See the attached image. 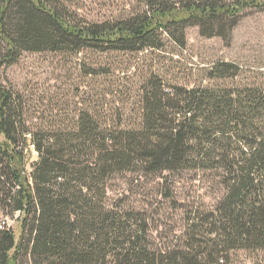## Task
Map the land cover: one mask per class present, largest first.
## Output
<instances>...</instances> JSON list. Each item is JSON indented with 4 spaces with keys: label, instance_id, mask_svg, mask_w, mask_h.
Returning a JSON list of instances; mask_svg holds the SVG:
<instances>
[{
    "label": "trees",
    "instance_id": "trees-1",
    "mask_svg": "<svg viewBox=\"0 0 264 264\" xmlns=\"http://www.w3.org/2000/svg\"><path fill=\"white\" fill-rule=\"evenodd\" d=\"M128 17L91 23L61 0H0V264H225L232 251H264V81L229 87L167 86L159 76L142 88L140 121L102 123L81 111L70 127L32 131L21 97L2 70L23 53L78 54L162 50L163 35L180 47L186 29L230 46L246 9L264 0H144ZM242 70L220 62L212 80ZM38 160L26 170L27 143ZM211 171L225 193L211 211L188 214L185 240L172 249L150 241L141 212L108 202L116 174Z\"/></svg>",
    "mask_w": 264,
    "mask_h": 264
},
{
    "label": "rangeland",
    "instance_id": "rangeland-1",
    "mask_svg": "<svg viewBox=\"0 0 264 264\" xmlns=\"http://www.w3.org/2000/svg\"><path fill=\"white\" fill-rule=\"evenodd\" d=\"M78 19L103 23L141 12L144 0H61ZM182 2L185 0H169ZM235 2L237 0H225ZM186 46L163 35V49L143 52L84 49L78 54L23 53L2 70V82L21 97L24 121L32 131L70 127L81 111L102 123L124 126L140 121V97L146 81L156 75L167 86L229 87L264 81V11L246 9L233 30L230 46L218 37L206 38L198 27L186 29ZM220 62L241 67L236 79L212 80ZM26 170L32 172L38 154L27 143ZM108 202L141 212L148 219L150 241L161 249L181 246L188 214L214 210L225 190L211 171H133L113 175L107 184ZM19 215L0 213V223L12 226L17 240ZM225 264H264V251H232Z\"/></svg>",
    "mask_w": 264,
    "mask_h": 264
}]
</instances>
